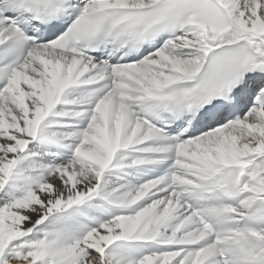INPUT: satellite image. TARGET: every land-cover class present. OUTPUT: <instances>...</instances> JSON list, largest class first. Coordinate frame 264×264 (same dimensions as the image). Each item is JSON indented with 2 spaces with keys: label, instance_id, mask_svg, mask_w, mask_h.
<instances>
[{
  "label": "snow or ice",
  "instance_id": "snow-or-ice-1",
  "mask_svg": "<svg viewBox=\"0 0 264 264\" xmlns=\"http://www.w3.org/2000/svg\"><path fill=\"white\" fill-rule=\"evenodd\" d=\"M0 264H264V0H0Z\"/></svg>",
  "mask_w": 264,
  "mask_h": 264
}]
</instances>
